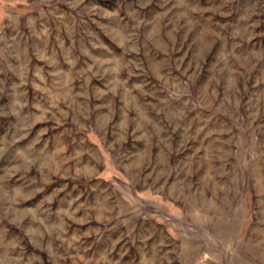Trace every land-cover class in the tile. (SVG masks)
<instances>
[{"label":"rangeland","instance_id":"obj_1","mask_svg":"<svg viewBox=\"0 0 264 264\" xmlns=\"http://www.w3.org/2000/svg\"><path fill=\"white\" fill-rule=\"evenodd\" d=\"M0 264H264V0H0Z\"/></svg>","mask_w":264,"mask_h":264}]
</instances>
